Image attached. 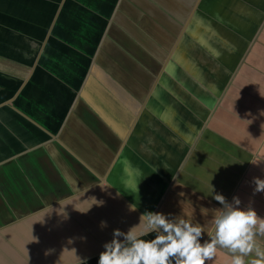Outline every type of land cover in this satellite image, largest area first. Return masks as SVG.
<instances>
[{"label": "crops", "instance_id": "obj_1", "mask_svg": "<svg viewBox=\"0 0 264 264\" xmlns=\"http://www.w3.org/2000/svg\"><path fill=\"white\" fill-rule=\"evenodd\" d=\"M254 176L264 0H0V264H96L145 209L206 239Z\"/></svg>", "mask_w": 264, "mask_h": 264}, {"label": "clouds", "instance_id": "obj_2", "mask_svg": "<svg viewBox=\"0 0 264 264\" xmlns=\"http://www.w3.org/2000/svg\"><path fill=\"white\" fill-rule=\"evenodd\" d=\"M250 183L253 195L264 193V176H254ZM209 187L211 199L218 203V208L211 217L206 239L202 238L203 226L199 223L145 209L138 214L136 226L123 231L112 229L111 238L101 244L96 264H206L221 249L229 254V264H264V250L257 243V238L264 234V217L258 215L251 201L241 207L238 196L233 195L229 200L214 191L211 183ZM135 189L138 193L137 185ZM96 201L97 206L104 203L102 199ZM129 207L134 210L130 203ZM139 224L143 228L136 231ZM106 226V221L99 222L101 229ZM149 233L151 237L144 239Z\"/></svg>", "mask_w": 264, "mask_h": 264}]
</instances>
